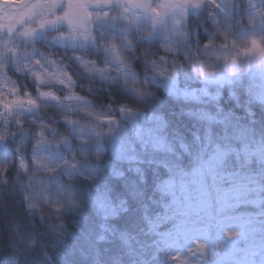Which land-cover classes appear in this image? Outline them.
I'll return each mask as SVG.
<instances>
[{"label":"trees","instance_id":"obj_1","mask_svg":"<svg viewBox=\"0 0 264 264\" xmlns=\"http://www.w3.org/2000/svg\"><path fill=\"white\" fill-rule=\"evenodd\" d=\"M62 5L56 0L42 8L48 14L41 21L16 28L3 20L19 11L0 3V57L19 56L22 46L39 42L56 52L79 49L88 67L101 47L120 69L103 73L94 107L87 109L91 119L76 121L75 139H64L63 125L37 132L25 122L23 135L0 142V164L10 163L21 151L31 152L36 133L38 170L45 177L60 168L71 174L51 191L57 209L51 220L36 218L20 197L0 194V249L11 234L22 264H31L28 252L45 264H162L165 232L179 231V207L214 199V188L239 180L257 198L232 208L264 210V0L204 1L181 33L151 28L119 1L91 9L81 29L44 28L45 19L62 14ZM74 34L77 41L62 42ZM125 50L135 57V68ZM146 69L158 77L151 88L141 86L151 74ZM117 75L131 95L110 87ZM218 76L231 84L217 86ZM156 90L150 106L132 99H151ZM4 115L10 123L0 117V130L7 131L14 117ZM42 187L45 195L52 188ZM260 219L264 227V215Z\"/></svg>","mask_w":264,"mask_h":264},{"label":"clouds","instance_id":"obj_2","mask_svg":"<svg viewBox=\"0 0 264 264\" xmlns=\"http://www.w3.org/2000/svg\"><path fill=\"white\" fill-rule=\"evenodd\" d=\"M51 43L57 42L53 40ZM38 44L39 42L32 44L30 49L27 45L22 46L23 50L19 56L0 57V117H3L6 126L10 122L4 113L14 117L11 128L7 131L0 130V142L14 137L18 132L23 135L25 122H30V126H34L37 132L50 127L58 129L63 125L61 134L64 139H75L76 121L87 122L91 119L87 109L94 107L95 97L99 91L95 86L100 83L103 73L118 72L120 69V64L111 57L108 50L101 47L95 49L93 58L86 67L81 62L83 54L79 49L73 48L69 54L67 51L56 52L51 44L47 49L44 45L37 46ZM123 55L135 68V57L129 55L127 50ZM91 66H95L97 71H90ZM146 75L148 82L142 81L141 86L151 88L158 77L151 69H146ZM110 87L118 88L126 96L131 95L130 89L120 86L118 75ZM157 92L158 90L151 91L148 94L151 99H142L134 95L132 99L150 106L158 98ZM6 97L11 99L7 100ZM73 99L79 103H72ZM17 109L22 111L18 113ZM21 116L24 118L23 121ZM53 116L55 119H52ZM261 130L264 131V127ZM32 138L31 152L21 151L10 163L0 164V194L20 197L36 218L51 220L57 211L51 198V191L55 190L57 182H63L66 174L69 177L71 174L60 168L45 177V173L38 170L34 159L38 158L39 153L36 133H33ZM45 183L52 186L48 195H45V189L42 187ZM49 243H54V240L50 238ZM26 255L31 257V264H45L42 258H36L30 252ZM0 264H22L19 247L14 243L11 234L8 242L0 249Z\"/></svg>","mask_w":264,"mask_h":264},{"label":"rangeland","instance_id":"obj_3","mask_svg":"<svg viewBox=\"0 0 264 264\" xmlns=\"http://www.w3.org/2000/svg\"><path fill=\"white\" fill-rule=\"evenodd\" d=\"M17 5L19 13L14 17L8 14L3 20V25H14L23 27L25 21L39 20L45 10L51 5L55 6L56 0H33V2L22 0H11ZM63 1L64 11L55 19H45L44 28L54 25H66L73 30L76 27L81 29V24H86L91 18V9L98 8L100 5H111L119 1L123 6L130 10V13L138 16L142 21L148 22L151 28L161 31L168 29L173 32H182L186 18L189 14L196 13L197 7L207 0H61ZM42 3L45 7H42ZM13 10V7H10ZM36 21V22H37ZM36 30H29V36H34ZM24 33V32H22ZM21 33V34H22ZM23 35V34H22ZM77 37L63 36V43L77 41ZM215 83L219 87L231 84L228 77L218 76ZM10 100V99H7ZM11 107V105H10ZM236 177L231 178V181ZM234 184L219 192L220 188H214L219 194L214 199L192 200L189 204L179 207L182 212V220L179 222L178 232H165V246L168 249L163 252L162 264H264V227L259 225L256 218H241V213L250 216L245 212H238L232 208L237 203L248 200L255 201L256 191H238L239 180L233 181ZM239 182V183H238ZM223 189V188H222ZM238 191V192H237ZM253 194V196H252ZM214 204L213 209L208 208ZM258 205L259 203L256 202ZM190 215V218H189ZM211 216L210 220H203L201 224L194 226L196 218ZM220 215V217H219ZM222 215V216H221ZM254 216V215H252ZM244 219L247 222H244ZM194 221V222H192ZM247 223L245 225L242 223ZM216 223L210 233L208 226ZM231 223V224H230ZM240 223V224H238ZM256 247V248H254ZM238 255H235L237 254ZM240 253V254H239Z\"/></svg>","mask_w":264,"mask_h":264}]
</instances>
